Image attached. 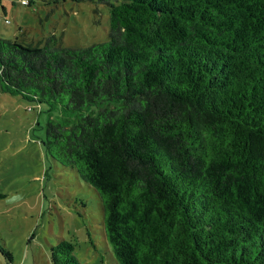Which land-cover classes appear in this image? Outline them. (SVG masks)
<instances>
[{"label":"trees","instance_id":"1","mask_svg":"<svg viewBox=\"0 0 264 264\" xmlns=\"http://www.w3.org/2000/svg\"><path fill=\"white\" fill-rule=\"evenodd\" d=\"M99 1L107 41L0 38V85L61 110L46 153L118 264H264V0ZM50 260L83 264L63 238Z\"/></svg>","mask_w":264,"mask_h":264},{"label":"rangeland","instance_id":"2","mask_svg":"<svg viewBox=\"0 0 264 264\" xmlns=\"http://www.w3.org/2000/svg\"><path fill=\"white\" fill-rule=\"evenodd\" d=\"M0 0V38L86 47L109 39L99 0ZM62 112L0 85V264H52L60 238L83 264H118L97 192L46 153V123Z\"/></svg>","mask_w":264,"mask_h":264},{"label":"built area","instance_id":"3","mask_svg":"<svg viewBox=\"0 0 264 264\" xmlns=\"http://www.w3.org/2000/svg\"><path fill=\"white\" fill-rule=\"evenodd\" d=\"M21 3L24 4V5H28L29 1L28 0H21Z\"/></svg>","mask_w":264,"mask_h":264}]
</instances>
